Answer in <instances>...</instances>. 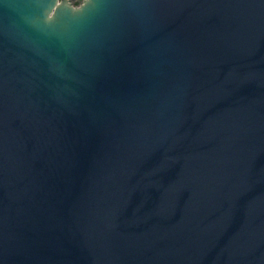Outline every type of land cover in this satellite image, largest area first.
Listing matches in <instances>:
<instances>
[{"label": "water", "instance_id": "obj_1", "mask_svg": "<svg viewBox=\"0 0 264 264\" xmlns=\"http://www.w3.org/2000/svg\"><path fill=\"white\" fill-rule=\"evenodd\" d=\"M0 0V264H264V0Z\"/></svg>", "mask_w": 264, "mask_h": 264}, {"label": "rangeland", "instance_id": "obj_2", "mask_svg": "<svg viewBox=\"0 0 264 264\" xmlns=\"http://www.w3.org/2000/svg\"><path fill=\"white\" fill-rule=\"evenodd\" d=\"M84 1L83 0H81V1H78V2H76L74 5H75V7H79L82 3H83Z\"/></svg>", "mask_w": 264, "mask_h": 264}, {"label": "trees", "instance_id": "obj_3", "mask_svg": "<svg viewBox=\"0 0 264 264\" xmlns=\"http://www.w3.org/2000/svg\"><path fill=\"white\" fill-rule=\"evenodd\" d=\"M77 4V3H76Z\"/></svg>", "mask_w": 264, "mask_h": 264}]
</instances>
